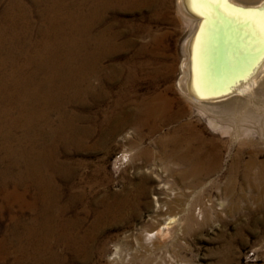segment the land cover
Instances as JSON below:
<instances>
[{
	"label": "bare ground",
	"instance_id": "6f19581e",
	"mask_svg": "<svg viewBox=\"0 0 264 264\" xmlns=\"http://www.w3.org/2000/svg\"><path fill=\"white\" fill-rule=\"evenodd\" d=\"M29 1L34 8L43 7L41 24L32 25L34 10L24 8L22 0L10 2L0 23V192L11 217L0 240V264H10L13 249L21 258L11 264H60V251H88L102 226L121 225L150 203L148 177L111 191L109 176L92 174L76 181L79 169L60 160L61 153L110 152L122 140L130 145L122 156L126 162L147 158L151 153L143 147L146 138L162 124L196 112L228 139H207L189 121L159 140L168 163L187 168L169 172L184 180L191 177L195 185L164 184L152 217L157 228L170 220L180 232L183 226L198 224L214 206L205 203L195 213L184 199L190 188L201 185L203 176L221 170L218 145L236 142L247 147L264 140L257 128L264 127V108L253 99L255 94L264 97V0H177V14L188 32L176 85L179 97L172 98L170 86L157 88L161 79L169 80V66L158 53L166 35L150 26L159 14L167 19L168 0ZM121 15L141 16L143 23ZM146 37L149 43L138 39ZM144 84L147 90L142 93ZM248 120L255 127L236 126ZM239 162L232 161V180ZM249 164H258L264 179V162L252 157ZM114 167L121 171L120 160ZM16 169L18 177L12 176ZM248 172L243 176L246 183ZM26 207L31 217L24 221ZM89 216L94 220L84 231ZM153 232L135 237L129 261L152 264L150 257L166 248Z\"/></svg>",
	"mask_w": 264,
	"mask_h": 264
},
{
	"label": "rangeland",
	"instance_id": "374dc122",
	"mask_svg": "<svg viewBox=\"0 0 264 264\" xmlns=\"http://www.w3.org/2000/svg\"><path fill=\"white\" fill-rule=\"evenodd\" d=\"M11 1L2 0L0 3V23L4 21L3 12L9 8ZM168 2L170 7L167 19H163L162 15L159 14V20L151 23L145 22L150 23L156 34L166 35L163 38L161 52L158 51V53L162 64L169 66L167 70L169 80L166 82L161 79L157 88L163 91L170 86L172 90H169L168 96L172 98L179 97L176 85L183 56L182 45L188 29L177 14V0H168ZM251 2L256 3L258 0H251ZM22 3L24 8L27 5V9H31L32 12L34 10L31 17L33 19L32 25L41 24L40 13L43 7L34 8L29 0H22ZM120 17L126 20L134 19L136 24L143 23L141 16L132 17L127 15L124 17L121 15ZM33 34L32 37L37 39L38 35ZM138 39L145 43L149 41L148 37ZM146 90L147 84H144L141 92L144 93ZM253 97L256 101H254L255 104L264 108V97L260 94H255ZM189 121L196 125L207 139L220 138L223 141L228 139V137L212 130L205 119L200 120L196 112L191 117L181 119L178 122L162 124L157 133L146 138L143 147L151 153V156L147 158L136 157L132 161L126 162L122 159V156L130 145L122 140L119 141L120 144L117 142V145L110 152L99 149H85L81 151L73 150L71 154L61 153L60 160L67 161L79 169L74 176L76 181L83 178L87 180L92 174H98L101 178L109 176L112 180L111 191H119L118 189H121L127 183H138L143 176H146L149 178L146 185L152 193L146 199V202L150 203L142 206L138 214L129 221H125L121 225L102 226L95 233L93 242L88 244V251L77 253V255L68 251H60V258H62L60 264H140L139 261H129L128 255L134 251L135 241L133 240L135 237L151 231H154L153 234H157L155 236L156 241L166 243V248L156 251L150 257L152 264H264V179L260 176L261 168L259 165L249 164L252 157L264 162V140L255 146L247 145V147H240L236 142L230 145H218L222 148L223 155L221 170L212 175L203 176L199 180L201 185L190 188L184 199L185 202L187 201L192 205V212L195 213L199 212L205 203H212L214 207L209 209L208 215H205L203 219H199L198 224L189 225V227L183 226L181 232L177 223L171 224L170 220L167 221L168 224L157 228V223L152 216L154 215L155 201L162 196L164 184H176L181 188L195 185L193 178L187 177L184 180L179 174L174 177L173 173L169 172L170 168H174L173 172L178 173L187 168L168 163L167 157L163 156L158 144L159 140L165 135L172 133L185 122L189 123ZM242 123L245 129H251L250 126L255 127L249 120L237 122L236 126L241 128ZM257 128L264 135V127L257 125ZM144 132L147 133L148 128H145ZM255 136L257 140L260 139L258 133H255ZM134 139L136 138H130V140ZM207 148L211 150L212 145L209 144ZM130 158L132 159V156ZM238 158L240 162L236 165L232 180L229 169L232 166V161ZM118 160L122 165L121 171H117L114 167ZM124 169L126 170L125 173ZM98 170L100 173H98ZM17 172L16 169L12 176L18 177ZM101 172L103 173L101 174ZM247 172L250 176L249 183H246L243 177ZM9 189L13 190V186H9ZM19 192H24V190L20 189ZM1 205L7 207H4L6 208L4 219L0 218V240L6 235L8 225L11 224L8 204L4 201V194L0 192ZM53 210L56 212V209L53 208ZM16 211L18 210L16 209ZM21 215H23L22 219L24 221H26V218L31 217L27 207L26 212L21 213ZM69 215L72 216L71 211L67 216L70 217ZM93 220L94 217L89 216L84 231L90 227ZM24 245L26 247V243ZM92 248L94 249L92 250ZM9 258L8 262L11 264L16 258H21V253L13 249ZM32 262V260L27 263L22 261L24 264H33Z\"/></svg>",
	"mask_w": 264,
	"mask_h": 264
}]
</instances>
